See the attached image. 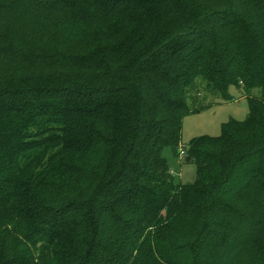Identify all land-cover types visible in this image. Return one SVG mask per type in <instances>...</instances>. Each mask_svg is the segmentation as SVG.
I'll list each match as a JSON object with an SVG mask.
<instances>
[{
    "label": "trees",
    "instance_id": "obj_1",
    "mask_svg": "<svg viewBox=\"0 0 264 264\" xmlns=\"http://www.w3.org/2000/svg\"><path fill=\"white\" fill-rule=\"evenodd\" d=\"M0 264H264V0H0Z\"/></svg>",
    "mask_w": 264,
    "mask_h": 264
},
{
    "label": "rangeland",
    "instance_id": "obj_2",
    "mask_svg": "<svg viewBox=\"0 0 264 264\" xmlns=\"http://www.w3.org/2000/svg\"><path fill=\"white\" fill-rule=\"evenodd\" d=\"M233 99L224 100L221 95H210L201 90V106L189 113L183 123L182 143L188 145L196 136L208 134L219 135L222 124L231 118L242 120L249 112L248 97L242 89L235 86L230 89ZM261 90L256 88L252 94L259 95ZM193 107L192 101H190ZM164 155L171 167L176 183H192L195 181L197 165L194 161L187 160V155H175L171 147L164 149Z\"/></svg>",
    "mask_w": 264,
    "mask_h": 264
},
{
    "label": "built area",
    "instance_id": "obj_3",
    "mask_svg": "<svg viewBox=\"0 0 264 264\" xmlns=\"http://www.w3.org/2000/svg\"><path fill=\"white\" fill-rule=\"evenodd\" d=\"M186 152H185V149L184 148H181V150H180V154H185Z\"/></svg>",
    "mask_w": 264,
    "mask_h": 264
},
{
    "label": "water",
    "instance_id": "obj_4",
    "mask_svg": "<svg viewBox=\"0 0 264 264\" xmlns=\"http://www.w3.org/2000/svg\"><path fill=\"white\" fill-rule=\"evenodd\" d=\"M190 159V156H187V160H189Z\"/></svg>",
    "mask_w": 264,
    "mask_h": 264
}]
</instances>
